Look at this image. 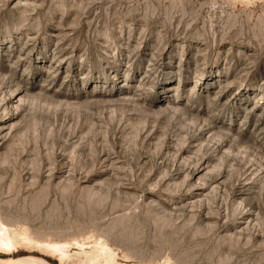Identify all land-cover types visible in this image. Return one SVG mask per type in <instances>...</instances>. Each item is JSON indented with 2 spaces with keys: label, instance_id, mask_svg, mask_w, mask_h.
I'll return each instance as SVG.
<instances>
[{
  "label": "rangeland",
  "instance_id": "1",
  "mask_svg": "<svg viewBox=\"0 0 264 264\" xmlns=\"http://www.w3.org/2000/svg\"><path fill=\"white\" fill-rule=\"evenodd\" d=\"M0 231V264H264V0H0Z\"/></svg>",
  "mask_w": 264,
  "mask_h": 264
},
{
  "label": "bare ground",
  "instance_id": "2",
  "mask_svg": "<svg viewBox=\"0 0 264 264\" xmlns=\"http://www.w3.org/2000/svg\"><path fill=\"white\" fill-rule=\"evenodd\" d=\"M0 244L7 248H10L12 246V240L9 237H5L1 231H0ZM52 247H54L55 249L57 248L56 245Z\"/></svg>",
  "mask_w": 264,
  "mask_h": 264
}]
</instances>
